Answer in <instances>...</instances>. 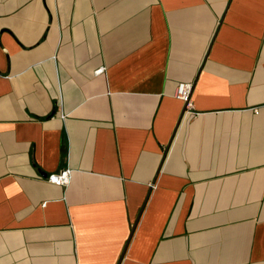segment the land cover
<instances>
[{"label": "crops", "instance_id": "1", "mask_svg": "<svg viewBox=\"0 0 264 264\" xmlns=\"http://www.w3.org/2000/svg\"><path fill=\"white\" fill-rule=\"evenodd\" d=\"M0 264H264V0H0Z\"/></svg>", "mask_w": 264, "mask_h": 264}, {"label": "built area", "instance_id": "2", "mask_svg": "<svg viewBox=\"0 0 264 264\" xmlns=\"http://www.w3.org/2000/svg\"><path fill=\"white\" fill-rule=\"evenodd\" d=\"M104 69H100L96 74H100ZM195 85L194 83H180L176 90V98L184 103V116L190 115L194 116L192 111V97L194 92ZM71 174L70 169H66L59 174H53L48 178V181L58 187H68L71 183Z\"/></svg>", "mask_w": 264, "mask_h": 264}]
</instances>
